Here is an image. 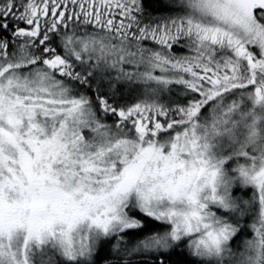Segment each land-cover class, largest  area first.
Listing matches in <instances>:
<instances>
[{
    "label": "snow or ice",
    "instance_id": "6c2138e0",
    "mask_svg": "<svg viewBox=\"0 0 264 264\" xmlns=\"http://www.w3.org/2000/svg\"><path fill=\"white\" fill-rule=\"evenodd\" d=\"M0 264H264V0H0Z\"/></svg>",
    "mask_w": 264,
    "mask_h": 264
}]
</instances>
